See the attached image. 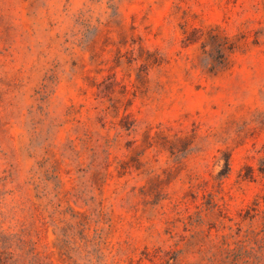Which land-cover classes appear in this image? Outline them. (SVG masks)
Here are the masks:
<instances>
[{"label": "rangeland", "instance_id": "1", "mask_svg": "<svg viewBox=\"0 0 264 264\" xmlns=\"http://www.w3.org/2000/svg\"><path fill=\"white\" fill-rule=\"evenodd\" d=\"M64 234L264 264V0H0V240Z\"/></svg>", "mask_w": 264, "mask_h": 264}, {"label": "trees", "instance_id": "2", "mask_svg": "<svg viewBox=\"0 0 264 264\" xmlns=\"http://www.w3.org/2000/svg\"><path fill=\"white\" fill-rule=\"evenodd\" d=\"M60 240L67 248L65 255L68 257V260H71L72 264H102L99 255L94 257L95 250L97 252L99 250L97 248L93 250L88 249L90 244L89 239L84 237L83 240L85 241L80 243L74 235L64 234V237ZM21 242L26 244V241L21 240ZM28 242H31V247L25 253L26 256L23 257L22 253L16 252L13 248L11 240L2 238L0 240V264H52L46 256L37 250L35 242ZM94 258L96 259L94 260Z\"/></svg>", "mask_w": 264, "mask_h": 264}]
</instances>
